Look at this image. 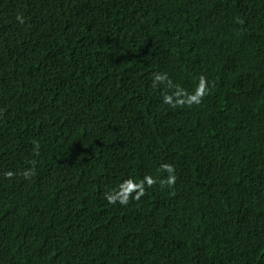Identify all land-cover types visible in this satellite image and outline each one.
<instances>
[{
	"label": "trees",
	"instance_id": "1",
	"mask_svg": "<svg viewBox=\"0 0 264 264\" xmlns=\"http://www.w3.org/2000/svg\"><path fill=\"white\" fill-rule=\"evenodd\" d=\"M0 264H264V0H0Z\"/></svg>",
	"mask_w": 264,
	"mask_h": 264
},
{
	"label": "clouds",
	"instance_id": "2",
	"mask_svg": "<svg viewBox=\"0 0 264 264\" xmlns=\"http://www.w3.org/2000/svg\"><path fill=\"white\" fill-rule=\"evenodd\" d=\"M7 175L11 176V173H8ZM173 182H174V178H173Z\"/></svg>",
	"mask_w": 264,
	"mask_h": 264
}]
</instances>
